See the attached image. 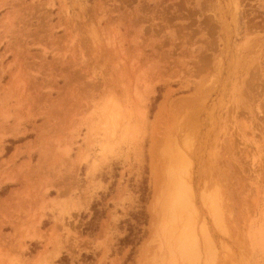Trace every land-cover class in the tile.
I'll return each instance as SVG.
<instances>
[{"label":"rangeland","instance_id":"374dc122","mask_svg":"<svg viewBox=\"0 0 264 264\" xmlns=\"http://www.w3.org/2000/svg\"><path fill=\"white\" fill-rule=\"evenodd\" d=\"M0 264H264V0H0Z\"/></svg>","mask_w":264,"mask_h":264},{"label":"bare ground","instance_id":"6f19581e","mask_svg":"<svg viewBox=\"0 0 264 264\" xmlns=\"http://www.w3.org/2000/svg\"><path fill=\"white\" fill-rule=\"evenodd\" d=\"M175 153H177V152H175ZM179 156V155H178ZM178 156H176V157H178ZM178 159H179V157H178ZM177 160V159H176ZM182 160V159H181ZM184 161H186V160H184ZM183 163L185 164V162H180V164H179V161H175V165H173V168L176 166V165H178L175 169H174V172L176 173V170H177V173L176 174H178V175H176L175 176V178H174V180L172 181V182H170L171 183V185H170V192L169 193H163V197L161 198V196H160V201H159V204H158V208H156V210L155 211H157V213L155 214L156 216L158 215V216H162L163 215V217H167L168 216V221L170 222V221H175L176 222V219L178 220V221H182V225L183 226H188L189 224H191V220H192V218H191V215H190V213H192L190 210H188L187 208L185 209V207H186V205H191L190 204V202H189V204H188V201H189V194L188 193H190V187L188 186V185H186V179L184 178L185 176H184V173L182 174L181 173V175H180V170H183L184 169V167H186L185 165H183ZM179 165H182L183 166V168L181 169V167L182 166H179ZM172 168V167H171ZM180 168V169H179ZM185 171V170H184ZM174 172H172L173 174H174ZM168 173L170 174V172L168 171ZM183 175V177H180V176H182ZM173 176V175H172ZM166 177H168L167 175H166ZM182 178V179H181ZM183 178L185 179L184 181H185V184H184V181H183ZM181 179V180H180ZM169 180H171V178H169ZM167 181V180H166ZM187 186H188V188H187ZM169 190V189H168ZM168 190H167V192H168ZM189 192H188V191ZM172 194L173 195H176V197L177 198H175V200H174V198L173 197H171L172 196ZM189 207V206H188ZM192 215H193V213H192ZM174 224V223H173ZM175 225V224H174ZM190 226V225H189ZM182 228H185V227H182ZM172 229H174L173 228V226H172V228H171V231H172ZM178 229H180L181 230V227H179ZM186 230V229H185ZM175 231H177V228L174 230V232L173 233H175ZM187 231H189V230H187ZM186 231V232H187ZM170 232V231H169ZM182 232H185L184 230H182ZM182 232H180V236H179V238L177 237V236H175L177 239H179V241H181V240H183V239H186V234H184L183 236L181 235V233ZM172 233V232H171ZM170 233V234H171ZM173 236H174V234H173ZM187 236H188V233H187ZM187 238H189V237H187ZM171 239V238H170Z\"/></svg>","mask_w":264,"mask_h":264},{"label":"trees","instance_id":"16d2710c","mask_svg":"<svg viewBox=\"0 0 264 264\" xmlns=\"http://www.w3.org/2000/svg\"><path fill=\"white\" fill-rule=\"evenodd\" d=\"M147 191H148L147 188L143 189L142 198H141L142 201L147 200V195H148ZM95 218L96 216L93 219ZM133 218L135 222L129 223L128 233L121 239V244H123L124 246H129V245L134 246L140 243L143 233L142 225H145L148 220L147 213L145 212L144 209L137 213H134ZM87 230H94V231L97 230V226L94 225L93 221L89 223V227L87 228Z\"/></svg>","mask_w":264,"mask_h":264}]
</instances>
